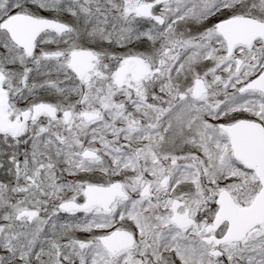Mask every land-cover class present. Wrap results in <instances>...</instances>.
Listing matches in <instances>:
<instances>
[{
    "label": "snow or ice",
    "instance_id": "1",
    "mask_svg": "<svg viewBox=\"0 0 264 264\" xmlns=\"http://www.w3.org/2000/svg\"><path fill=\"white\" fill-rule=\"evenodd\" d=\"M0 264H264V0H0Z\"/></svg>",
    "mask_w": 264,
    "mask_h": 264
}]
</instances>
